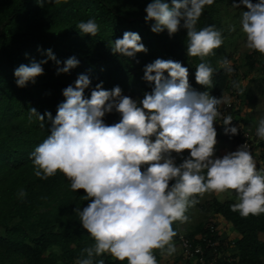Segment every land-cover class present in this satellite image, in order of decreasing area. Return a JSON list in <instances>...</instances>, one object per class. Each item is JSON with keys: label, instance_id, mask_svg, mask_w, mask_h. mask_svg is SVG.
<instances>
[{"label": "clouds", "instance_id": "obj_1", "mask_svg": "<svg viewBox=\"0 0 264 264\" xmlns=\"http://www.w3.org/2000/svg\"><path fill=\"white\" fill-rule=\"evenodd\" d=\"M59 2L36 0L40 7ZM213 3L151 0L143 17L146 23L153 21L150 31L154 33L167 30L171 36L181 27L187 30L186 54L202 58L195 66L194 79L204 86H211L215 70L203 58L221 46L223 37L215 25L199 30L195 25L205 6ZM241 5L247 9L240 17L245 46L264 56V0L232 2L234 8ZM75 28L81 35L94 36L99 25L89 18ZM108 47L111 53L129 58L147 51L135 31H124ZM44 51L45 59H31L13 70L18 87L34 83L48 60L57 65V74L67 73L79 63L69 56L61 67L51 49ZM222 63L225 72L233 71L227 58ZM142 79L152 88L139 100L123 95L119 85L104 89L103 81L85 97L91 80L81 73L62 89L64 99L55 116L29 109L38 119L50 121L49 134L29 153L33 174L47 179L59 171L70 181V189H83L82 198L89 201L74 211L94 242L82 250L86 255L77 258L76 264H94V257L101 254L126 264H158L153 249L168 255L176 251L171 242L176 235L172 223L187 221V209L206 192L221 200L224 193L234 195L236 202L230 208L241 217L264 214V174L257 169L249 146L243 143L234 151L215 155L214 121L220 116L219 106H227L230 98L191 88L188 68L171 59L156 58L144 65ZM232 83L239 91L236 81ZM112 112L119 114V120L105 123V115ZM231 121V115L223 117L222 131L230 138L237 134ZM255 134L264 140V117L258 120ZM173 153L182 158L180 163ZM19 195H26L23 188ZM95 264L105 262L96 259Z\"/></svg>", "mask_w": 264, "mask_h": 264}, {"label": "trees", "instance_id": "obj_2", "mask_svg": "<svg viewBox=\"0 0 264 264\" xmlns=\"http://www.w3.org/2000/svg\"><path fill=\"white\" fill-rule=\"evenodd\" d=\"M149 2L151 0H60L40 7L36 0H0V264H76L77 258L86 255L82 250L94 242L74 211L89 203L82 198L84 190H71L70 181L59 171L47 179L36 177L29 158V153L49 134L50 124L47 119H38L29 109L35 108L40 115L48 111L55 116L58 103L64 99L62 89L79 74L86 73L91 80L90 88L84 90L85 97L90 96L92 87L103 81L104 89L119 85L123 95L139 100L152 88L150 82L142 79L144 65L156 58L179 61L188 68L191 88L234 99L227 106H219L220 116L214 121V127L217 140L231 139L240 143L238 134L230 138L222 131L223 117L227 115L232 116V125L246 127L245 122L235 119V114H241L245 96L243 76L232 65L233 71L225 72L222 62L227 57H219L226 35L220 16L225 0H214L212 5H206L195 25L197 30L215 25L223 37L221 46L203 58L215 70L211 86L200 85L194 79L195 66L202 58L187 56L186 29L181 27L171 36L167 30L150 31L153 21L146 23L143 19ZM89 18H95L99 29L94 36L81 35L75 26ZM124 31L137 32L147 51L131 58L111 53L110 41L122 37ZM45 49L52 50L61 61V67L69 56H75L79 63L69 72L57 74V65L48 60L34 83L18 87L13 70L31 59H45ZM245 58L247 69H258L264 56L251 50ZM233 81L239 91L233 87ZM119 118L118 113L112 112L106 114L104 120L112 124ZM259 148L264 160V142ZM181 159L179 157L176 163ZM21 188L26 193L23 197L19 195ZM234 202L213 198L203 204L198 196V202L185 213L189 219L174 221L172 228L176 232L183 226L182 234L196 242L203 236H213L223 253L215 264H229L222 252L225 250H231L232 264H264V240L260 238L264 234V214L241 217L230 208ZM202 213L204 220L191 222L192 215ZM223 229L229 232L225 237H222ZM153 253L158 264H162L157 249H153ZM207 256L214 257L210 251ZM96 259H103L105 264H126L110 254L94 257V264Z\"/></svg>", "mask_w": 264, "mask_h": 264}, {"label": "rangeland", "instance_id": "obj_3", "mask_svg": "<svg viewBox=\"0 0 264 264\" xmlns=\"http://www.w3.org/2000/svg\"><path fill=\"white\" fill-rule=\"evenodd\" d=\"M232 2L233 0H225L221 6L220 16L226 30V35L224 39V48L223 51L220 52L219 57H227L230 61V65H232L234 69H237L241 76H243L242 84L243 88L245 89V96L243 98L244 100L241 107V114H235V119L238 118L239 121L242 120L245 122L246 127L241 126L240 128H248L250 130L252 134V139L250 142L252 144V148L250 151L256 160L257 169L261 171L262 174H264V160L261 158V156H259L260 153H258L259 146L264 142V140L259 139L255 134L258 120L261 117H264V58L258 69L246 68L245 55L251 50L247 49L245 46V37L241 31L240 17L241 12L247 9L243 5H241L240 8H234L232 6ZM233 100L234 99H230V103H232ZM238 145L240 144L233 142L231 139L217 140L216 145H214L215 155L222 156L225 152L234 151ZM185 152L188 153V150H184V153ZM173 155L176 156L175 153H173ZM179 157L180 156H176V160ZM222 195L224 198L222 200L219 199L220 201H236L234 195H229L227 193ZM213 198H217L215 193L206 192L201 196L203 204L211 202ZM204 219V213L194 214L190 218L192 223ZM182 227L183 226H180L178 228L176 235L171 241L176 248L175 252H173L171 255H168L166 253H162L160 249H157V252L162 256V264H182L181 248L179 242L176 241V236L182 234ZM222 233V237H225L229 232L227 229H223ZM260 238L264 240V234H261ZM235 242L236 238L233 240V247L235 246Z\"/></svg>", "mask_w": 264, "mask_h": 264}, {"label": "built area", "instance_id": "obj_4", "mask_svg": "<svg viewBox=\"0 0 264 264\" xmlns=\"http://www.w3.org/2000/svg\"><path fill=\"white\" fill-rule=\"evenodd\" d=\"M237 134L240 140L239 144L246 143L249 146V150L252 148L251 139L252 134L248 128H237ZM235 134V135H237ZM229 136V135H228ZM264 155V150H263ZM178 242L181 248V261L182 264H215L217 258L223 256L221 253V245L219 242L214 240L213 236H203L199 241H194L188 239L183 234L178 235ZM207 251L214 255L213 258L209 259L207 256ZM226 261L232 264L234 258L230 250L222 251Z\"/></svg>", "mask_w": 264, "mask_h": 264}, {"label": "crops", "instance_id": "obj_5", "mask_svg": "<svg viewBox=\"0 0 264 264\" xmlns=\"http://www.w3.org/2000/svg\"><path fill=\"white\" fill-rule=\"evenodd\" d=\"M258 153H260V148H259V151H258ZM259 156H260V154H259Z\"/></svg>", "mask_w": 264, "mask_h": 264}]
</instances>
